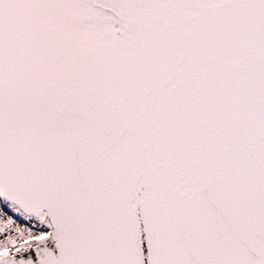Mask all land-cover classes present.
I'll list each match as a JSON object with an SVG mask.
<instances>
[{
  "label": "water",
  "instance_id": "1",
  "mask_svg": "<svg viewBox=\"0 0 264 264\" xmlns=\"http://www.w3.org/2000/svg\"><path fill=\"white\" fill-rule=\"evenodd\" d=\"M37 12L0 0V200L51 234L0 264H264V0H160L79 60Z\"/></svg>",
  "mask_w": 264,
  "mask_h": 264
},
{
  "label": "flooded vegetation",
  "instance_id": "2",
  "mask_svg": "<svg viewBox=\"0 0 264 264\" xmlns=\"http://www.w3.org/2000/svg\"><path fill=\"white\" fill-rule=\"evenodd\" d=\"M25 7L38 10L48 33L65 38L68 50L80 53L90 41L118 31L121 23L145 13L160 0H20ZM45 4H44V3ZM143 13V14H144ZM79 62V61H78Z\"/></svg>",
  "mask_w": 264,
  "mask_h": 264
},
{
  "label": "built area",
  "instance_id": "3",
  "mask_svg": "<svg viewBox=\"0 0 264 264\" xmlns=\"http://www.w3.org/2000/svg\"><path fill=\"white\" fill-rule=\"evenodd\" d=\"M49 234L38 220L23 215L13 206L0 203V258L28 248Z\"/></svg>",
  "mask_w": 264,
  "mask_h": 264
}]
</instances>
